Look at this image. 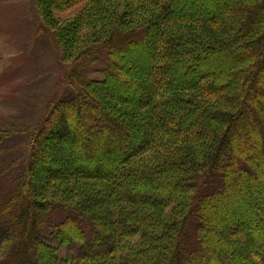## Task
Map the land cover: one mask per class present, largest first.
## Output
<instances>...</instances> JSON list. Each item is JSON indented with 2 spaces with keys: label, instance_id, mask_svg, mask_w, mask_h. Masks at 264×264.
<instances>
[{
  "label": "trees",
  "instance_id": "trees-1",
  "mask_svg": "<svg viewBox=\"0 0 264 264\" xmlns=\"http://www.w3.org/2000/svg\"><path fill=\"white\" fill-rule=\"evenodd\" d=\"M35 5L77 91L0 188V264H264V0Z\"/></svg>",
  "mask_w": 264,
  "mask_h": 264
},
{
  "label": "rangeland",
  "instance_id": "rangeland-1",
  "mask_svg": "<svg viewBox=\"0 0 264 264\" xmlns=\"http://www.w3.org/2000/svg\"><path fill=\"white\" fill-rule=\"evenodd\" d=\"M80 6L61 11V17L75 15ZM105 65L106 61L99 58L78 69L89 78H101ZM73 68V62L62 59L58 44L42 25L35 0H0V130L7 131L0 144V188L6 190L26 160V139L32 127L45 118L55 101L77 91L68 83ZM261 176L264 177L263 169ZM223 214L224 210H215L218 220ZM58 217L61 219L63 214ZM191 229L189 222L185 236L189 246L194 243ZM5 246L3 242L0 256Z\"/></svg>",
  "mask_w": 264,
  "mask_h": 264
}]
</instances>
